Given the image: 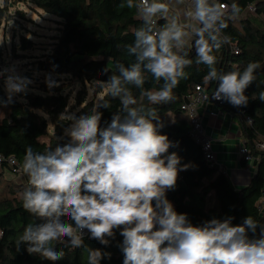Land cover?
<instances>
[{"label":"clouds","instance_id":"clouds-1","mask_svg":"<svg viewBox=\"0 0 264 264\" xmlns=\"http://www.w3.org/2000/svg\"><path fill=\"white\" fill-rule=\"evenodd\" d=\"M127 7H135L143 21L134 32V42L126 47L135 62L128 66L118 63V74L99 81L112 98L120 99V111L104 127L98 109L109 108L108 101L79 116L69 113L70 124L64 130L68 142L43 153L26 148L21 171L27 182L20 197L23 209L40 222L25 227L16 241L17 251L24 244L29 255L55 262L65 252L56 250L53 242L81 248L87 230L89 239L108 246L119 230L123 264H264V225L251 216L238 225H233L234 217H213L194 225L187 213L175 210L166 193L175 189L178 173L190 165L182 164L178 153L169 151L179 142L162 134L165 123L156 108L136 106L128 87L143 89L148 73L157 83L162 81L157 91L143 92L149 104L173 101V89L181 79H188L185 68L192 64L188 50L194 48L195 63L208 68L205 82H217L212 99L246 107L245 90L254 82L259 63L249 62L242 72H218L212 54L229 42L222 31L228 26L226 20L239 14V6L192 0L193 10L183 15L193 23L184 26L158 0L135 4L127 0ZM158 14L167 23L156 29L154 17ZM0 75L5 77L6 92L0 107H7L32 83L15 74L14 68ZM45 83L49 89L58 86L48 78ZM259 99L264 102V92ZM258 227L260 236L250 239L248 233L255 234ZM105 258L110 259L111 253L89 248L88 264H100Z\"/></svg>","mask_w":264,"mask_h":264},{"label":"trees","instance_id":"trees-1","mask_svg":"<svg viewBox=\"0 0 264 264\" xmlns=\"http://www.w3.org/2000/svg\"><path fill=\"white\" fill-rule=\"evenodd\" d=\"M1 1L0 16L4 4H7ZM27 1L31 6L58 17L59 33L49 43L50 48L44 47L45 52L34 56L36 70L56 75L48 79L58 86L49 89L46 79L39 78L35 85H28L32 87L31 91L15 95L11 104L0 107V153L15 155L21 164L28 146L34 152L43 153L54 149L57 144L68 142L64 130L70 124L67 119L69 113L79 116L89 112L94 105L108 101L109 108L98 109L102 113L100 126L104 127L113 113L120 111V99L112 98L106 87L99 86V81H106L113 73L118 74V63L128 66L135 62V57L126 52V47L134 42L135 30L143 25L137 9L127 7V0ZM217 3H235L240 8L235 18L226 20L228 26L222 31L223 36L229 37V42L212 52L217 59L215 67L218 72H242L249 62L259 63L254 72V82L245 90L249 98L246 107L217 101L222 110L241 120L243 134L248 139L246 144L251 146L255 139L264 138V102L259 99V93L264 92V0H217ZM252 3L256 5V11L241 17L240 14ZM234 46L239 48L238 53H235ZM18 47L21 50L40 48L36 41L25 36H22ZM16 48L13 47L14 54L19 56ZM187 58L192 60L191 66L185 68L188 79L180 80L173 89V101L167 104L151 105L143 95L144 91H157L162 84L148 73H145L147 79L143 89L128 86L137 100L136 106L143 104L156 108L165 123L162 134L174 143L179 142L169 151L177 152L181 163L190 165L178 173L176 187L166 193L167 198L178 213H187L194 225L213 217H234L232 223L238 225L248 215L263 224L264 214L259 201L264 193V151L254 152L260 156L255 163L256 172L250 183L239 190L223 170L207 161L201 146L190 133V123L182 103L196 85L202 84L214 93L217 82H205L208 68L195 63L194 48L188 50ZM105 68L110 71L105 73ZM73 80L80 84L74 97L71 91H66ZM89 89L94 98H88ZM97 94H101L98 99ZM0 98L6 99L2 85ZM247 117L251 118V123ZM7 174L15 173L3 163L0 167V231L3 232L0 237V264H88L89 248L111 253V258L102 259L100 264H123V255L118 247L123 238L119 230L114 238H110L108 246L89 239V235L83 237L84 246L76 249L66 246V242H53L56 250L65 252L64 258L55 262L44 260L39 255H29L24 244L17 251L16 241L25 227L40 221L23 209L20 193L26 183L9 178ZM260 231L258 227L255 234L249 232V238H258Z\"/></svg>","mask_w":264,"mask_h":264},{"label":"rangeland","instance_id":"rangeland-1","mask_svg":"<svg viewBox=\"0 0 264 264\" xmlns=\"http://www.w3.org/2000/svg\"><path fill=\"white\" fill-rule=\"evenodd\" d=\"M3 1H6L9 5L4 4V11L0 16V70L3 72L5 69L14 68L15 74L27 77L32 81L29 84L30 86L35 85V80L39 78H55L56 75L36 70L34 62L36 58L34 56L45 52L44 47L50 48L49 43L59 33L60 25L57 21L58 17L38 7L31 6L27 0H2L1 2ZM22 36L36 41L40 48L19 49L18 46L20 45ZM15 46L17 47L15 51L19 53V56L14 54L13 47ZM4 79L5 77L0 75V85L5 89ZM30 86H28L26 92L32 90ZM79 88L80 84L76 80H73L66 87V91H71L72 97H74ZM100 96L101 94H97L96 99ZM88 98H94L90 89ZM71 101L73 102V98ZM7 177H12V179H17L20 182L23 180L17 175L15 176V174L11 176L7 174Z\"/></svg>","mask_w":264,"mask_h":264},{"label":"crops","instance_id":"crops-1","mask_svg":"<svg viewBox=\"0 0 264 264\" xmlns=\"http://www.w3.org/2000/svg\"><path fill=\"white\" fill-rule=\"evenodd\" d=\"M215 2L217 3V0ZM164 3L169 6V14L177 16L182 26L193 23L190 18L183 15L184 12L193 10L192 2L177 4L176 0H165ZM185 30L191 31L190 28ZM199 111L206 133L212 140L216 159L214 166L230 177L235 189L247 186L256 172V162H246L239 154L240 147L246 143L241 120L222 110L216 101H207ZM259 206L264 214V193Z\"/></svg>","mask_w":264,"mask_h":264},{"label":"built area","instance_id":"built-area-1","mask_svg":"<svg viewBox=\"0 0 264 264\" xmlns=\"http://www.w3.org/2000/svg\"><path fill=\"white\" fill-rule=\"evenodd\" d=\"M165 0H158V2H163ZM192 0H183V3L189 4ZM137 3H139V0H137ZM219 4V3H218ZM223 5H228V3H220ZM256 11V5L254 3L249 4L248 7L240 14L241 17H246L249 13ZM155 20V28L159 29L163 27L166 23H161V20L163 19L159 14L154 17ZM235 53L239 52V48L234 46L233 47ZM0 72H2L0 70ZM213 91L208 90L206 86L199 84L195 86V89L188 94L187 98L182 103V109L184 113L187 116V119L190 123V133L195 139L196 143L199 144L204 151L205 158L207 161L214 166V163L216 161L215 159V153L213 151V145L211 138L207 135L206 130L203 125L202 117L200 114V107L204 105L207 101H216L212 99ZM247 121L251 123V118L247 117ZM246 143L248 142V139L245 138ZM244 143L240 149L239 154L246 162H256L259 160L258 155H255V151H264V138L261 139H255L250 146L249 144ZM3 163H6L9 167L12 168L13 172L23 181L27 182V176L24 175L21 171V163L19 162L18 158L15 155H4L0 153V167ZM87 230L84 232V236H88ZM67 239V238H65Z\"/></svg>","mask_w":264,"mask_h":264}]
</instances>
